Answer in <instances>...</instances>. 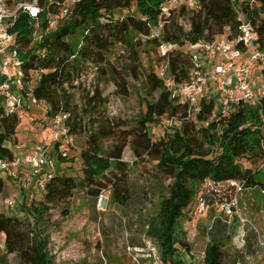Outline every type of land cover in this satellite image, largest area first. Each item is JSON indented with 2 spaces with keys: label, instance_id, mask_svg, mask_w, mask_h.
<instances>
[{
  "label": "trees",
  "instance_id": "1",
  "mask_svg": "<svg viewBox=\"0 0 264 264\" xmlns=\"http://www.w3.org/2000/svg\"><path fill=\"white\" fill-rule=\"evenodd\" d=\"M165 1L40 0L38 18L20 13L8 29L22 59L24 95L30 92L49 119L67 114L69 132L84 133L86 147L80 151L79 176L65 173V167L60 166L72 159L56 151L57 166L49 172L40 198L22 186L21 215L0 211V234L4 235L0 264H9L10 255L17 259V264H54L48 249V230L51 223L58 225L60 221H52L50 216L60 204L64 206L61 213L69 214L70 200L76 192L97 199L108 188L112 201L124 205L129 195L125 186L128 164L122 158L129 144L135 160L153 163L156 176L171 179L167 186L156 180L160 187L158 209L148 219L145 230L155 242L163 264H186L182 255L193 256L183 223L196 196L208 197L204 184L235 181L250 189L264 190V97L254 105H237L222 117L215 114L213 98L202 99L199 109L192 111L188 104L170 97L154 67L141 69L139 49L145 43L155 48L160 43L150 37V32ZM235 1L198 0V9L183 5L166 18L161 40L179 45L168 56V70L174 80L189 77L190 43L237 36L238 11L252 24L264 46V0H241L240 9ZM62 8H68V14H63ZM116 47L131 53L127 67L115 65L109 59ZM90 69H95V81L110 76L122 97L129 95L130 88L144 93L145 110L137 126L123 131L118 139L116 130L120 122L108 115V98L102 90L95 86L90 92L82 82L80 87L75 84L76 80L86 79ZM140 75L144 79L136 86ZM81 86L85 92L79 105L75 103L74 90ZM30 112L27 103L14 112H6L0 102V160L13 158L6 143L15 139L19 122ZM164 117L171 119V130L154 138L149 127ZM128 137H132L130 142ZM106 140L114 141L106 147ZM258 162L260 165L253 167ZM5 186L0 175V195ZM226 222L214 218L209 227L204 247L208 264H233L241 256V252L230 253L226 249L235 230L233 222ZM249 246L246 244L245 252Z\"/></svg>",
  "mask_w": 264,
  "mask_h": 264
},
{
  "label": "rangeland",
  "instance_id": "2",
  "mask_svg": "<svg viewBox=\"0 0 264 264\" xmlns=\"http://www.w3.org/2000/svg\"><path fill=\"white\" fill-rule=\"evenodd\" d=\"M236 8L240 9L241 0L235 1ZM139 15V14H138ZM186 23V22H185ZM35 34V33H34ZM131 53L124 47H116L114 55L109 56L115 65L127 67ZM139 62L142 70L146 71L150 67L155 70L162 64V59L157 48L145 43L139 49ZM252 81L258 84L257 65H251ZM129 77V76H128ZM143 75H140L141 85ZM89 80H86L85 90L90 91L91 86L87 87ZM79 87L81 84H78ZM95 86L102 90L103 95L108 98L107 113L110 117L118 120L119 127L116 130V139L123 136L122 132L131 131L137 126V120L144 112L143 91L130 88L128 96L122 97L116 92V87L110 78H97ZM76 88L75 103L80 105L81 97L85 90ZM215 110L217 111V95ZM31 112L23 116L19 122L15 139L8 141L6 145L19 157L27 153L32 146L37 144H48L51 141L50 127L51 119L45 115L44 107L41 104H31ZM173 125L168 117H164L160 123L150 125V134L156 138L164 130L169 131ZM132 137H128L130 142ZM114 140H106L104 145L110 147ZM86 147V135L75 133L73 145H67L64 150L67 158L60 167H65L67 175L79 176L81 174L80 151ZM53 149V148H52ZM50 150L53 151V150ZM52 153V152H51ZM127 164L125 186L129 191L126 203L119 204L112 201L110 190L107 188L101 194L102 197L94 199L85 195L83 192H76L70 200V213L62 214L63 205H58L50 216L52 221L58 219L59 224L51 223L48 230L49 254L52 256L54 264H163L157 253L155 242L146 233V224L151 215L158 209V192L160 187L156 180H161L162 186H167L171 179L167 176H156V166L147 161L135 160L131 153L130 144L123 151V158ZM258 162L253 167H258ZM246 164L250 163L246 161ZM57 166V162H56ZM6 181L3 194L0 195V211L21 215L20 204V181L8 177V172L2 174ZM203 191L208 194L205 201V211L203 214L197 210L200 195L198 194L191 207L186 211L187 220L183 223L186 231L187 241L190 242L193 252L197 254L203 250L208 242L207 232L214 218H221L223 221L234 223V233L228 248L230 253L238 252L233 245V236L237 232L239 219L235 215L226 216L223 209L224 205L232 200H237V207L244 219H247L255 229L264 235V190L250 189L241 183L230 181L224 184H204ZM10 195L17 199L16 208L9 210L2 205V198ZM40 198V195H34ZM233 216L236 219H233ZM190 233H195L192 238ZM4 235L0 234V246L3 247ZM249 250L247 254L254 257L255 264H264V246L258 247L256 234L248 237ZM182 257L186 259L183 255ZM9 264H17V259L10 255ZM187 260V259H186ZM231 263V258H230Z\"/></svg>",
  "mask_w": 264,
  "mask_h": 264
},
{
  "label": "built area",
  "instance_id": "3",
  "mask_svg": "<svg viewBox=\"0 0 264 264\" xmlns=\"http://www.w3.org/2000/svg\"><path fill=\"white\" fill-rule=\"evenodd\" d=\"M0 0V102L6 112H14L18 107L27 103L36 104V99L29 92L24 95V70L15 38L8 32L20 13H27L31 18H38L41 12L40 0ZM72 2L74 0H71ZM185 5L188 8L198 9V0H166L160 7L161 14L152 27L150 37L160 41L157 50L162 58V64L157 69L158 76L163 80L170 97L179 103H186L192 111L198 110L202 99L213 98L217 95V111L219 117L228 115L232 109L242 103L257 104L264 97V46L259 42L258 34L252 24L238 11V34L234 38H218L213 41L199 40L189 44L192 66L189 77L183 81H176L168 70V56L179 45L170 41L161 40L166 18L173 11ZM63 14H68V8H62ZM54 21H51V25ZM38 26V22L35 23ZM257 65L258 84L252 81L251 65ZM96 72L90 69L86 79L76 80L75 84L89 80L87 87L94 90ZM32 83V81H31ZM30 86L32 87V84ZM215 100V99H214ZM216 106V101H215ZM67 114H57L51 121V141L48 144H37L11 160H0V175L8 172L13 179H22L27 184V190L34 195H40L45 188L49 172L56 168V151L62 152L64 146L72 145L74 135L69 132L66 124ZM171 122V119H169ZM56 144L58 149H55ZM53 148V149H52ZM53 150L50 152V150ZM27 168L25 175L20 177L18 169ZM102 197V194L99 195ZM98 197V198H99ZM2 203L9 210L17 205V198L7 195ZM237 200L224 205L226 216L236 215L239 219L237 232L233 236L234 248L240 253L233 264H255L254 257L244 251L247 239L256 234L258 247L264 246V235H261L251 222L244 219L240 209L236 206ZM197 210L203 214L205 201L200 199ZM192 238L195 233H190ZM188 240V239H187ZM189 242V241H188ZM190 243V242H189ZM186 264H208L205 250L193 256L185 257Z\"/></svg>",
  "mask_w": 264,
  "mask_h": 264
},
{
  "label": "crops",
  "instance_id": "4",
  "mask_svg": "<svg viewBox=\"0 0 264 264\" xmlns=\"http://www.w3.org/2000/svg\"><path fill=\"white\" fill-rule=\"evenodd\" d=\"M51 131V130H50ZM14 153V152H13ZM27 171H28V169L27 168H23V167H20L19 169H18V173L20 174V177L22 176V175H25L26 173H27ZM18 185H20V194H21V192H22V186H24L26 189H28L27 188V184L26 183H24L23 181L21 182L20 181V183L18 184ZM2 205H3V203H2Z\"/></svg>",
  "mask_w": 264,
  "mask_h": 264
}]
</instances>
